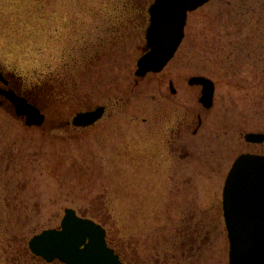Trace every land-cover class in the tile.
<instances>
[{
  "label": "rangeland",
  "instance_id": "1",
  "mask_svg": "<svg viewBox=\"0 0 264 264\" xmlns=\"http://www.w3.org/2000/svg\"><path fill=\"white\" fill-rule=\"evenodd\" d=\"M153 3L0 0V70L46 118L27 128L0 106V264H46L29 243L66 210L103 226L124 264H229L226 179L264 156L245 141L264 134V0L191 13L174 59L141 80ZM196 77L215 85L211 110ZM100 107L96 126H71Z\"/></svg>",
  "mask_w": 264,
  "mask_h": 264
},
{
  "label": "water",
  "instance_id": "2",
  "mask_svg": "<svg viewBox=\"0 0 264 264\" xmlns=\"http://www.w3.org/2000/svg\"><path fill=\"white\" fill-rule=\"evenodd\" d=\"M212 0H155L149 12L147 49L138 62L137 77L161 73L174 59L185 39L188 15ZM1 80V77H0ZM191 85L203 86L201 102L211 109L215 85L194 78ZM5 95V94H4ZM27 127H42L46 118L27 100L6 94ZM104 108L78 114L73 126L89 128L103 118ZM246 141L263 144V134H249ZM224 213L231 244L230 264H264V156L243 155L235 162L224 189ZM107 233L95 222L66 210L59 230L35 236L29 243L33 255L51 264H122L107 245Z\"/></svg>",
  "mask_w": 264,
  "mask_h": 264
},
{
  "label": "flooded vegetation",
  "instance_id": "3",
  "mask_svg": "<svg viewBox=\"0 0 264 264\" xmlns=\"http://www.w3.org/2000/svg\"><path fill=\"white\" fill-rule=\"evenodd\" d=\"M146 24L147 25H149V20H150V18H149V12H147V15H146ZM144 17L143 18H141V19H143V21H144V19H145ZM146 35V34H145ZM144 40H145V42H144V44H145V46H146V37H144ZM0 75L2 76V79L3 80H0V91H1V93L3 92V93H13L14 95H16V96H19V97H23V96H25V94L24 95H22V92H21V89H20V82H16L15 80H14V77H12V76H10V74L9 73H7L6 71L5 72H2L1 70H0ZM150 76H156V74H151V75H149L148 77H150ZM147 77V78H148ZM192 87H196V88H199V89H201V93H202V88L200 87V86H192ZM171 94L172 95H176L177 94V91L175 90V88H174V86H173V84H171ZM0 93V106H2V107H5L6 108V110L8 109L9 111L8 112H10L11 110L13 111L12 112V115H14V109L12 108L13 107V105L7 100V98L5 97L6 96V94L5 95H3V94H1ZM200 105L202 106V104L200 103ZM203 107V106H202ZM204 108V107H203ZM205 109V108H204ZM206 110V109H205ZM208 111V110H207ZM11 113V112H10Z\"/></svg>",
  "mask_w": 264,
  "mask_h": 264
}]
</instances>
